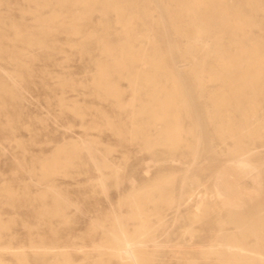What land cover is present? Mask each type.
<instances>
[{"label":"rangeland","instance_id":"1","mask_svg":"<svg viewBox=\"0 0 264 264\" xmlns=\"http://www.w3.org/2000/svg\"><path fill=\"white\" fill-rule=\"evenodd\" d=\"M169 2L174 8V3ZM142 3L143 0H138V4ZM157 5L159 12L155 7ZM157 5L150 6V18L161 21V25L158 28H150L145 33L137 21L133 26L140 31L138 34L140 36L133 42L134 49H144L149 56L161 57L164 64L172 69V74L167 77L160 75L151 82L164 84L168 79L167 86L170 88L172 87L170 80L182 86L175 93L172 89L171 95L186 103L187 107L178 108V112L185 130L182 135L185 139H190L189 144L182 143L178 147L166 148V152L160 157L154 156L146 143V139L158 138L154 127L146 124L145 115L140 111L141 103L151 95L146 83L144 81L133 83L126 76H112L110 82L117 84L121 90L120 101L123 106H118L114 98H105L95 85L98 66L108 62L103 58V43L93 38L92 45L90 44L85 51L80 42L89 33L104 39H111L114 32L122 35L121 24L117 22L114 13L103 16L97 10L92 11L82 21V31L76 34L49 25L47 29L50 31L43 36L47 47V51L44 52L38 45H30L21 40L19 34L37 31L39 20L48 19L55 10L67 16L66 20L72 17V14L77 15L80 10L73 12H66L63 8L59 10V6L50 0H0V246L11 243L14 245L11 250L15 251L20 250L22 244L27 248L31 241L66 242L77 246L75 250L70 248V264H116L114 259L110 260V263L102 262L98 251L92 248L93 245L107 238L105 231L113 211L123 214L130 211L126 194L132 186L143 189L160 184L158 210L165 216L159 224L154 225V235L161 245L158 250H150L153 253L149 254L147 264L176 262L222 264L214 255L201 252L205 244L216 236L214 233L218 230V225L214 222L215 216L219 214L230 232L239 235L241 233L237 232L235 224L227 221L228 206L233 201L242 200L251 216L254 208L263 203L264 129L260 131L261 138H255L248 133L242 138L244 149L251 148L250 165L237 161L229 151V148L236 145V139H230L227 134L225 139L221 138L213 126L217 123L212 124L205 110L199 109L197 95L200 88L196 86V78L185 73L190 63L182 60L181 55L180 59L177 57L179 51L186 48L188 40L183 35L173 32L164 10L160 8L162 5L160 3ZM161 14L164 16L160 17ZM107 19L112 32L106 29ZM256 19L264 21V15H257ZM162 27L165 28V32ZM167 33L169 35L164 36ZM177 36L180 41L176 40ZM250 36L264 42V24L255 27ZM237 39L243 40L241 32H238ZM206 41L207 44L199 58L213 63L214 35L210 34ZM248 42L250 40H246L247 44ZM114 43L115 41H112V44ZM169 43H174L177 51L171 46L173 44ZM222 43L228 46L231 42L225 36ZM231 51H234L232 44ZM177 60L179 63L176 64ZM145 65L142 61L136 64L138 68ZM209 84L214 86L218 82L213 81ZM187 85L191 86L190 89ZM2 87L9 88L11 93L3 92ZM133 87L139 88L133 92ZM226 96L233 95L226 93ZM251 96L247 93L243 97L247 99ZM253 97L258 101L251 119L264 124V92ZM236 113L235 121L237 124H243L239 122V112ZM214 120L217 122V119ZM135 126L142 129L139 135L134 134ZM212 150H215L214 154ZM56 152L62 157L70 156L71 159L61 161L57 170L43 176L41 167L44 161H51ZM209 158L211 162L207 163ZM104 161L114 163L117 170L101 167ZM219 162L224 164L221 165ZM132 163L136 166L135 171ZM127 169L131 175L129 171L125 172ZM209 169L211 170L208 171ZM131 170L134 171L133 174ZM209 181L216 183L210 182L209 185ZM49 186H52L60 196V205L64 206L63 216L51 215L50 207L55 195L48 190ZM191 192H194V195L191 196L192 200L187 202L186 196ZM44 193L46 197L43 199ZM183 200L185 202L179 207L180 213L172 216L173 207ZM211 200L216 204L212 205ZM42 201L49 206L47 209L42 206ZM184 208L188 209L184 211ZM152 220L155 221V218L152 217ZM199 226L204 230L200 231L202 228ZM244 236L243 238L249 242L255 240L254 234L245 233ZM150 247L153 248L152 245ZM26 252L29 264H41L39 258L28 248ZM0 257L3 264H20L9 251L0 249Z\"/></svg>","mask_w":264,"mask_h":264},{"label":"bare ground","instance_id":"2","mask_svg":"<svg viewBox=\"0 0 264 264\" xmlns=\"http://www.w3.org/2000/svg\"><path fill=\"white\" fill-rule=\"evenodd\" d=\"M50 1L56 3V5L59 6V10L63 8L65 9L66 12H73L77 10L78 11L80 10V12L77 15L72 14V17L66 20L65 17L67 16L62 15L61 12L55 10L54 13L48 19L41 18L39 20V26L37 31L27 32L25 34H19V38L21 40L26 41L30 45L33 44L38 45V47L45 52L47 51L46 49L47 47L45 45L43 36L50 31L49 29H47L49 28V25L52 26L54 25L57 29L63 28L70 33L76 34L82 31V26H83L82 21L92 11L97 10L101 14H103V16H107L110 13H114L117 22L121 24L122 35H120L117 32H114L111 39L109 38L104 39L102 37H94L95 34L89 33L88 35H86L85 39H83L80 42L84 47L83 49L85 51H87V47L92 43L93 38L95 41H99L103 43L102 44L103 58L108 62L105 63L103 66L102 65L98 66L95 85L98 91L101 92L105 96V98L108 97L114 98L118 106H123L122 102L120 101V95L122 93L121 90L119 89L117 84L110 82V78L112 76H118V77L126 76L133 83L137 81H144L146 83V87L150 91L149 94L151 95L149 96L148 99H146L145 102L141 103L140 111H142V113L145 115L146 124L147 125L150 124L151 126H153L154 130L156 131L158 138L146 139V143L148 145V148L152 149V154L157 157H160L162 154H164V152H166L167 150L166 148H174V147H178L182 143L184 144L190 143V139L188 138L185 139L182 135L185 130L183 128L184 126L180 121V114L178 112V108L183 109L187 107L186 103L184 100L182 99L178 100L177 97L171 95L172 89L174 90L173 92L175 93L176 91L180 90L182 86H180L178 82L170 80L172 86L170 88L169 86H167L168 79H167V83L164 84L155 81L151 82L153 78L154 79L156 77L158 78L160 75H164L167 77L168 75L172 74V69L164 64V61L161 57L149 56V54L144 49H134L133 42L134 40L137 39L138 36H140L138 35L140 31L134 29L133 25L136 24L138 21L139 25L141 26L140 29H143L145 33L150 28H154V27L158 28L161 25L160 24L161 21L150 18V6L152 4L157 5L160 3L162 5V7L160 8L164 10V13L166 14L165 17L168 19L167 21L170 22L173 32H175L176 34L183 35L185 39L188 40V44L186 48H184L183 51H179V56L177 55V57H179L178 59H180V55H181L183 58L182 60H186V62L190 63V64L186 63L189 64L190 67L186 69L185 73L194 76L196 78L195 81L196 86H199L200 88L197 95L198 96L197 103L200 106L199 109L205 110V114L210 119L212 124L217 123L216 125L213 126H215L216 128L215 131L217 130L219 132V136L221 138L225 139V134H227V136L230 139H236L237 141L236 145L233 146V148L231 149L229 148V151L237 161H239L242 164L250 165L249 155L252 153L250 152L251 148L244 149L242 138L245 136L246 133L254 136L255 138H261L262 135L260 131L264 129V124L257 122V120L251 119L252 115L255 113V108H256L255 105L258 101L253 96L264 92V42L256 37L251 38L250 35L252 34L255 27L264 24L263 20L256 19L257 15H264V0H143L142 4H138V0H50ZM169 1L174 3L175 5L174 8L171 7V3ZM155 7L157 8L158 5ZM157 12H159L158 8H157ZM163 16L164 15L160 17ZM108 21L109 20L107 19L106 22ZM164 21L166 22V20ZM106 26H107L106 28L107 31L112 32V27L109 22L107 23ZM163 27L162 30H164L163 32H165V28L163 29ZM238 32H241L243 40L237 39ZM170 34H171L170 36L173 35L172 31ZM210 34L214 35V40H215V44L214 46H212V58L214 60L213 62L214 64L205 62L204 58H199L200 55L202 56L203 47L207 44L206 38ZM168 35L169 34L167 33V35L164 36L167 37ZM225 36L231 42L230 45L228 46H224L222 43ZM178 38L179 37L177 36L176 40L180 41L179 40L180 38L179 39ZM246 40H250V42H248L247 44ZM112 41H115V43L112 44ZM166 41L167 40H165V42ZM180 43L182 44V42ZM170 44H173L171 46H173L174 48V43H169V45ZM231 44L234 47V51H231ZM175 50L177 51V49ZM140 61L145 62L146 64L145 67L138 68L136 66L137 62ZM177 63H179V61L176 62V64ZM185 73L183 75H185ZM205 75L207 79L204 80ZM213 81L218 82V84L214 86H210L209 82H213ZM188 87L190 89L191 86ZM137 88L133 87L132 91L133 92L136 91ZM1 90L7 94L11 93L10 89L7 87H2ZM226 93H231L233 96L227 97ZM247 93H250L252 96L250 98L245 99L243 96ZM236 111L239 112L238 113L240 116L239 122H243V124H237V122L235 121L234 118L237 115ZM191 113L193 112L191 111ZM214 119H217V122H215ZM133 129L135 131L134 132L135 135H139L142 131V129L139 128L138 126H135ZM153 146L156 148H153ZM200 149L198 151H200ZM211 152L214 154L215 150H212ZM206 155L208 157V154ZM203 156L201 158H203ZM216 158H213V160ZM70 159H71L70 156L62 157L59 155L58 152H56V155L53 156L51 161H47V162L44 161L41 167L42 175L43 176L49 175L52 171L58 169V165L61 163V161L70 160ZM209 161L210 158L207 163H209ZM165 162L166 161H164V163ZM212 163L214 162L212 161ZM222 163L220 164L222 165ZM187 164H189L188 161ZM132 165H133L132 167L135 166L133 163ZM139 165H141V163ZM101 167L104 168L110 167L113 171L117 170L116 165L112 162L108 163L104 161ZM132 167H129V169ZM135 167L133 169L134 171H135ZM209 167L211 168V166ZM152 168H154V166ZM129 169H127L125 172L129 171ZM204 169L206 168L204 167ZM180 170H181V165H180ZM210 170L211 169H209L208 171ZM134 171H132V174L134 173ZM96 172L98 174V171ZM195 172H197L196 168H195ZM129 173L131 175L130 171ZM193 174L195 175L194 172ZM198 174H199L198 177H200V172ZM215 176L213 177L215 178ZM129 178L131 179V177H128V179ZM216 181L214 182L216 183ZM210 182L211 181H209V185ZM258 185L259 184H257V186ZM48 190L53 192V194L55 195L54 201L50 207L51 215L63 216L64 206L62 207L60 205V196L52 186H49ZM117 191L119 192V190ZM160 194H161L160 184H153L152 187L149 186L148 188H143V189H136L134 186L131 187L130 191L126 194V199L129 203L130 211L127 214L113 211L108 221L109 225L106 227V231H105L107 238L101 243H95L92 247L93 249L98 251L99 257L102 262L110 263V260L114 259L116 264H147L149 254L153 253L150 250L153 251L158 250L159 245H161L159 240L154 235V225L159 224L163 220V217L165 216L164 214L160 213L158 210L160 207L157 203V200L160 198L161 196ZM192 195H194V192H191L190 194H188V196H186L187 202H190L189 200H192L191 197ZM42 197L43 199L46 197L45 193L43 194ZM207 198L212 199V197H207ZM215 199L217 200L218 197ZM184 202H185L184 200L181 201L180 203L177 202V204L173 207L172 216H176L178 215V213H180L179 207ZM214 203L215 201H213L212 205ZM220 204L218 205L219 207ZM42 206H44L45 209L49 207L45 201H42ZM246 207L247 205L242 200H237V201H233L227 208V216H228L227 221L228 223L232 222L235 224L237 232L241 233L239 235H236L235 232L233 233L230 232V230L226 227V225H224V220L221 218L219 214H217L218 212L216 211L217 212L216 213L215 211H213L217 214L215 216L214 222H216V224L218 225V230L216 231V233H214L216 234V236L209 243H207V241L205 240L207 244H205V248L201 249L202 253L214 255L215 258L218 259L222 264H264V201L262 204H258L254 208L253 213H251V216H249L250 213L247 211ZM186 209L184 211H186ZM152 217L155 218V221L152 220ZM184 222L186 221L184 220ZM196 226H194V228ZM173 230L171 232H173ZM201 230L204 229L202 228L200 229V231ZM177 233L178 232H176V234ZM245 233L254 234L255 240L253 242H249L246 239H244L243 236L245 235ZM201 237H204V235ZM149 242H151L152 244H149ZM150 245H152L153 248L150 247L151 248L150 249L149 248ZM174 245L178 246L176 244ZM13 248L14 245H12L11 243L8 245L0 246L1 250L9 251L12 255H14L16 260L20 264H29L28 260L26 259L28 254L26 252L27 248L32 252V254H34L36 257L39 258L38 260H40L41 264H70L71 262L70 248L75 250L77 246L66 244V242L59 243L58 241H50L48 243L41 240V241H31L30 244L27 246V248L23 244L20 250L12 251L11 249ZM164 262H166V260ZM3 263L4 262H2V259L0 257V264Z\"/></svg>","mask_w":264,"mask_h":264}]
</instances>
